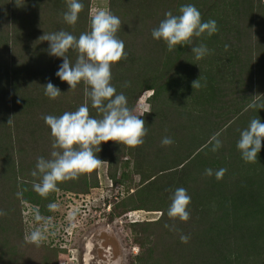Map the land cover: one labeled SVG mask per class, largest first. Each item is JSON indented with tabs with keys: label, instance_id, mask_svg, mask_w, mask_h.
Wrapping results in <instances>:
<instances>
[{
	"label": "trees",
	"instance_id": "obj_1",
	"mask_svg": "<svg viewBox=\"0 0 264 264\" xmlns=\"http://www.w3.org/2000/svg\"><path fill=\"white\" fill-rule=\"evenodd\" d=\"M41 1L44 5L24 0L17 6L15 0H0V210L7 213L0 217V242L21 225L20 200L49 213L53 192L41 197L33 189L37 178L31 175L37 157L49 158L52 150L43 117H58L82 104L92 116H100L85 94L87 85L71 90L55 75L63 58L49 55L48 42L39 40L58 30L77 37L88 31L90 0H82L85 8L74 28L62 20L66 0ZM253 3L221 0L204 9L201 0L108 2L107 9L122 21L117 36L127 52L126 59L112 66L111 83L136 110L141 93L151 90L145 99L151 111L141 117L149 129L143 145L129 148L110 140L102 142L97 156L108 163V177L115 184H125L128 169L139 176L130 193L113 202L109 217L124 218L136 209L164 213L155 220L130 222L133 239L145 251L138 254L143 264H264V138L257 163H245L236 147L239 130L251 119L258 116L264 123V109L237 123L247 105L264 96V13L254 14ZM184 4H194L203 21L215 20L219 27L211 37L194 39V45L204 43L214 50L198 61L189 46L169 52L162 40L151 36L166 12L178 14ZM68 55L75 62L77 53ZM198 77L201 83L207 81L199 90L192 88ZM49 81L62 92L58 100L44 95ZM126 81L130 87H123ZM216 132H221L223 146L212 152L207 142ZM165 136L175 143L162 147ZM123 155L128 157L122 161ZM206 168L227 172L217 180L204 175ZM98 182L94 171L58 187L83 194ZM177 188L191 196L187 222L167 216ZM181 234L190 236L188 243L180 241Z\"/></svg>",
	"mask_w": 264,
	"mask_h": 264
},
{
	"label": "clouds",
	"instance_id": "obj_2",
	"mask_svg": "<svg viewBox=\"0 0 264 264\" xmlns=\"http://www.w3.org/2000/svg\"><path fill=\"white\" fill-rule=\"evenodd\" d=\"M23 2L24 0H15L17 6H22ZM84 8L82 0H66V11L61 14L62 20L74 28ZM164 17L151 30V36L155 40H162L169 52L176 50L178 45L189 46L197 61L212 54L214 50L209 49L206 44L194 45V39L205 34L211 37L218 33L219 27L215 20L203 21L201 12L194 4L181 5L178 14L168 11ZM121 24V19L110 9L97 8L90 16L89 30L80 33L78 37L65 30L44 33L39 37L40 41L48 42L49 55L63 58L55 75L61 81L67 82L71 90H75L81 83L87 85L85 94L92 108L100 114L99 118L92 116L88 105L82 104L75 111H66L58 117H43L50 128L52 150L49 158L37 157L35 170L31 173L37 178L33 189L43 198L58 191L59 183L78 180L81 175L101 169L106 163L97 156L102 150V142L111 140L129 148H136L144 143L149 129L141 117L151 109L136 110L129 107L128 98L122 92L118 93L111 83L112 66L127 58L124 41L117 36ZM228 47L229 45H225L226 50ZM70 51L77 53L75 62L68 55ZM201 79L198 77L192 82L193 89L199 90L207 86L206 79L203 83ZM123 87H130V82L126 81ZM43 88L44 95L49 99L58 100L61 97V90L50 81ZM248 109H264V96L252 100L246 107ZM8 123L11 121L8 120ZM239 131L236 147L242 160L245 163H257L264 138V123L257 116L251 119L246 128ZM220 135L221 132L214 133L207 142L211 145L212 152H217L223 146ZM174 143L170 136L161 139L162 147H169ZM226 172V168L216 170L215 173L213 169L206 168L204 175H215L217 180H221ZM170 200L167 216L187 222L190 219L188 206L191 203L187 190L177 188ZM58 207L55 203L48 205L50 211L57 210ZM76 214V210H73L69 219H74ZM6 215L4 210H0V217ZM32 215L40 226L33 228L25 236L24 242L40 247L53 234L50 231L53 227L52 218L44 217L39 208H34ZM163 216L164 213L161 212L158 218ZM165 227L170 231H179L174 225L165 224ZM189 239L188 235H180L182 243H188Z\"/></svg>",
	"mask_w": 264,
	"mask_h": 264
},
{
	"label": "rangeland",
	"instance_id": "obj_3",
	"mask_svg": "<svg viewBox=\"0 0 264 264\" xmlns=\"http://www.w3.org/2000/svg\"><path fill=\"white\" fill-rule=\"evenodd\" d=\"M38 1L33 0L34 5H44L42 1L41 3ZM108 2L109 0H90L89 15L91 16L97 8H107ZM201 2L206 9L208 4H211L209 6L220 4L221 0H209L207 4L203 0ZM257 2L254 0L253 3L256 5L254 14L257 13L258 16H261L264 13V0H260V3ZM191 56L194 60V55ZM150 94L151 90L141 93L140 98L136 101L138 110L149 108L145 99ZM253 111L255 110H246L237 118V123L247 122ZM127 157V155L120 156V160L123 161ZM107 172L108 163L106 162L101 169L96 170V178L99 181L97 187H90L83 194L62 190L59 187L58 191L53 192L50 204L55 203L59 207L54 211H50L48 208L49 213L42 214L44 217L52 218L53 227L50 231L53 234L49 235L40 247L24 242L25 236L33 228L40 226L32 215V210L39 208V205L28 200H20L21 225L17 227L16 231L6 232L4 240L0 242V264H81L80 257L84 248L85 253L89 249V243L86 242L84 247L83 242L85 238H90L100 226L111 227L120 242L121 249L118 251L119 261L116 262L117 264H143V260L138 259V254L144 255L145 251L144 248L140 249L136 240L133 239L130 222L155 220L160 211L136 209L129 211L127 217L124 218L109 217L113 202L129 194L133 186L139 183V176L128 169L125 184H115L113 180H110ZM107 200L110 202L108 206L106 205ZM73 210H76L77 214L74 219L70 220L69 214Z\"/></svg>",
	"mask_w": 264,
	"mask_h": 264
},
{
	"label": "flooded vegetation",
	"instance_id": "obj_4",
	"mask_svg": "<svg viewBox=\"0 0 264 264\" xmlns=\"http://www.w3.org/2000/svg\"><path fill=\"white\" fill-rule=\"evenodd\" d=\"M86 242L89 243V249L85 253L84 248L80 257L81 264H117L116 262L119 261L118 251L121 249V246L111 227H98L90 238H85L83 242L84 247Z\"/></svg>",
	"mask_w": 264,
	"mask_h": 264
},
{
	"label": "built area",
	"instance_id": "obj_5",
	"mask_svg": "<svg viewBox=\"0 0 264 264\" xmlns=\"http://www.w3.org/2000/svg\"><path fill=\"white\" fill-rule=\"evenodd\" d=\"M106 205L108 206V205H110V202L107 200V203H106Z\"/></svg>",
	"mask_w": 264,
	"mask_h": 264
},
{
	"label": "crops",
	"instance_id": "obj_6",
	"mask_svg": "<svg viewBox=\"0 0 264 264\" xmlns=\"http://www.w3.org/2000/svg\"><path fill=\"white\" fill-rule=\"evenodd\" d=\"M6 234V233H5Z\"/></svg>",
	"mask_w": 264,
	"mask_h": 264
}]
</instances>
